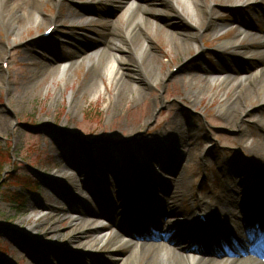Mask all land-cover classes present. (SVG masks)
<instances>
[{
	"label": "rangeland",
	"instance_id": "rangeland-1",
	"mask_svg": "<svg viewBox=\"0 0 264 264\" xmlns=\"http://www.w3.org/2000/svg\"><path fill=\"white\" fill-rule=\"evenodd\" d=\"M2 1L0 0V121L4 120L6 123L0 125V164L4 163L0 167L2 263L112 264L114 257L111 254L117 252L123 256L129 255L133 246L117 244L115 231L111 227L106 228L103 233L106 243H100L101 240H94L91 246L79 243L80 228L83 227V220L80 218H85L88 225L94 221L84 213H76L84 208L98 210L93 197L100 193V181L102 184L110 181L118 185L117 182L123 180L129 186H135L138 180L140 182V179L145 178L149 184L141 186L148 188L158 187L160 179L173 178L179 194H182L179 195L181 202L178 209L182 211V219L192 213L188 206L191 197L197 202L198 196L205 194L206 200L216 201L213 189L216 180H220L224 190L228 192L231 187L234 189L233 186L243 190L249 189L251 185L253 187V181L244 176L240 168H233L231 160L237 155L264 165V146L251 147L253 139L257 138L255 136H260L262 132L261 124L254 123V120H258L257 117H264V104L259 103L261 96L251 100L248 117L236 118L233 126H227L228 122L218 121L221 117L219 108L226 101L220 97L222 92L213 101H209L210 96L220 89V82L210 85L200 97L201 100L194 101L195 92L202 86L207 71L229 65L250 73L264 64V55H255L256 60L250 61L245 60L240 53L227 55L220 52L219 47L223 42L232 40L240 33L236 26L220 31L218 34L224 35L220 40H215L216 35L209 29L202 33V37L200 35L197 39L199 45L195 46L191 42L185 44L170 41L168 37L160 42L152 25L155 21H151L146 29L143 27L148 39L143 38L148 50L156 54L154 63L158 67V73L161 77L166 76L162 81L156 82L158 73L155 77L148 76L151 78L148 79L144 72V68H147L144 63L148 57L147 52L145 55L140 54L143 50L142 38L138 40L132 36L139 29L127 32L130 20L121 13L119 5L114 1L103 0L90 5L91 0H66L57 9L48 0H36L35 7L31 4L34 0H8L11 5L8 14H16L20 18L34 17V24L19 32V29L14 31L1 24V19L6 16ZM148 1L169 8L165 15L172 11L179 13L187 21L185 28L177 18H174L173 23L180 25L188 33L191 32V24L195 21L189 6L182 0H177V6L174 5V0ZM75 2L79 5L76 6ZM235 3L236 1H228V5H224L222 0H199V4L207 11H218L212 24L249 19L247 12L254 7L231 11L224 9L234 7ZM22 8H26V11ZM69 13L74 14L77 19L72 22L68 19ZM52 16L62 17L54 34L46 39L39 38L49 27L48 19ZM86 16H91L90 22L81 23ZM117 19L119 22L114 28L112 25ZM41 20L42 23L38 25ZM165 22V28L168 29L170 19ZM101 36L109 40L113 51L124 54L126 65L125 68L121 67L123 76L135 78L138 87L145 90L146 97L136 104L133 100L130 101L138 94L135 88L126 102H118L115 107H107V93H95V82L90 81L89 73L99 69L92 64L103 51L109 54L110 49L107 45L101 46L92 52L94 55L91 60L82 61L80 56L94 46ZM257 41L258 37H255L251 42H246L244 47L253 45L261 48L262 45H258L260 42ZM121 44L125 45L124 49ZM259 51H264V48ZM197 52L202 54L197 56ZM171 58L173 59L169 62ZM65 60L69 62L62 64ZM41 63L45 65L43 72L48 71L46 80L37 84L36 81H28L34 65L38 68ZM71 64H75L74 67L65 79H61L62 68L64 65L70 67ZM179 68L180 71L186 69L193 72L196 78L195 89L188 92L184 90L179 80L186 81L191 75H176ZM171 74L175 75L170 76ZM106 86L110 94L107 82ZM232 96V91H229L227 98ZM245 101L247 105L250 103L247 98ZM260 121L264 125V120ZM241 132L244 141L239 139ZM158 134L165 136L161 137L160 142L156 140ZM180 134L182 136L178 138ZM132 135L137 138L131 145L127 140ZM173 135H177V138L174 139ZM78 136L91 140L87 145L90 153L98 158L95 165L88 164V155L81 148ZM152 138L154 142L148 149L150 145L147 147L145 142ZM170 139L172 145L181 146L182 152L168 150ZM132 146H136L139 151V160L135 165L128 158ZM244 146L248 151L243 150ZM113 153L122 156L117 163ZM106 161H111L112 167ZM220 162L223 163L222 169L218 167ZM234 169L239 171L235 172ZM141 170L144 171V176L141 175ZM133 171L137 174L136 179L131 178ZM174 172L176 173L172 174ZM177 177L180 178L179 181H176ZM27 182L39 184V189L31 192L24 188V183ZM93 182H96V188ZM91 186L96 192L92 197L85 190ZM109 189L112 196L108 190H103L106 198L101 199L105 208H109L110 202L117 203L116 196L120 188L112 186ZM129 194L132 199L137 196H133L132 190L127 191V195ZM24 203V210H21L19 205ZM223 205L226 209L235 207L228 203ZM133 206L138 207V204L134 202ZM32 227L36 229L32 231ZM19 235L30 236L39 252ZM172 237L180 244L185 242L181 233L172 234ZM88 251L89 254H86ZM84 255L85 259L78 261ZM222 259L221 261H227L225 257ZM144 263L142 261L140 264Z\"/></svg>",
	"mask_w": 264,
	"mask_h": 264
},
{
	"label": "bare ground",
	"instance_id": "bare-ground-1",
	"mask_svg": "<svg viewBox=\"0 0 264 264\" xmlns=\"http://www.w3.org/2000/svg\"><path fill=\"white\" fill-rule=\"evenodd\" d=\"M28 1V0H27ZM54 4V6L59 9L66 0H48ZM74 1V0H70ZM103 0H91L90 5H93L92 3L97 2L100 3ZM114 1L117 5H119L121 13L126 16L128 20H130L129 24V31H133L134 29H139V32L132 33L133 37L135 39H141L143 40V43L141 45V48L143 50L140 51L141 55H145L147 52V57L148 59L144 63V65L147 66V68H144V72L148 78L153 76L155 77L158 73V67L155 65V52L148 50V47H146L145 39H148L147 33H145L143 27L146 29L147 25L150 24L151 21H155L152 23V25L155 28L156 36L157 39L162 42L164 38L168 37L170 41H175L178 43H188L191 42L193 45L198 46L199 43L197 42V39L202 37V33L205 31H208L209 29L212 30L216 36L215 40H220L224 35H219L218 33L222 31L226 26L229 24L227 22H219L216 24H212V20L215 19V16L218 15V11L215 9H212L211 11L205 9L201 4H199V0H182L184 3H186L189 6L190 14L192 18L194 19V23L191 24L190 31L187 32L183 30L180 25L173 23L174 18H177L182 21L185 25L187 24V21L185 18H183L179 13L175 12H170V14L164 13L169 9L163 4H158V3H151L148 0H110ZM228 1H236L234 4L233 8H248L251 6H254L258 4L259 0H222V4L228 5ZM261 4L263 7H258L256 11L252 14L253 16H256L258 13H261L259 10H262V14H264V0H260ZM5 5V14L6 16L1 19V24L4 27H7L8 29L12 30H18L21 31L23 28L32 26L34 24V17L33 16H27L20 18L16 14H8L11 5L9 4L8 0H3L2 1ZM174 5L177 6V0H174ZM33 7L36 5V0L31 3ZM95 4V3H94ZM77 6V4H76ZM83 6V4H82ZM231 7V6H230ZM226 7V11H230L233 8ZM25 10L24 8H22ZM26 11V10H25ZM169 11V10H168ZM40 12L38 11V15ZM251 14V13H250ZM74 14L69 13L68 19H70L72 22L74 19H77L76 17L73 16ZM92 15V14H91ZM133 17V20L131 21ZM37 18V17H36ZM35 18V19H36ZM62 17L60 16H52L48 19V23L50 24L49 26H54V30L57 27V23L60 22ZM91 16H86L84 17L83 21L81 23H87L90 22ZM167 19H170V24H169V30L166 29L165 27L167 26V22H165ZM43 20H41L38 25L42 23ZM159 24H157V22ZM113 27L115 28L117 23L119 22L118 19L114 21ZM155 23V24H154ZM85 25V24H83ZM156 25V26H155ZM204 26H206L204 29ZM151 27V26H150ZM252 27H254L252 25ZM48 28V27H47ZM133 28V29H132ZM149 28V27H148ZM255 28L261 33V36L258 37V41L260 42L258 45H262L264 48V23H261V25H255ZM188 29V28H187ZM52 31V33L54 32ZM239 32V31H238ZM141 33V34H139ZM128 34V33H127ZM257 35V32H252L249 31L245 35H243L242 30H240V33L233 38L232 40L225 41L223 42L219 49L221 53L231 55V54H236L240 53L243 54V58H247L249 60H256L255 55H264V51H259L261 48H255L253 45H249V48H245L244 45L246 42H251L255 36ZM129 36V34H128ZM142 36V37H140ZM44 39V38H43ZM205 39V38H204ZM204 39L203 42H204ZM254 42V41H253ZM110 49L109 54L106 52H102L99 57L94 61L92 64L93 67H97L99 70H92L91 73H89V76L91 75V82H95V87L94 91L95 93H98L99 91H102L103 93H107L109 96V106H114L116 103H124L126 100L129 98V95L133 91V88L137 89L136 92H138L137 96L130 99V101L135 102V104L146 97V92L142 87H138V82L136 81L135 78L131 76H127L125 78L123 76V73L121 72V67L125 68L126 65V58H124V54L122 53H117L116 51H113L111 49L112 45L109 46V40L101 36L98 40L95 41V45L92 46L89 50L87 49L84 54L80 56L82 58V61H86L88 59H92L93 55L92 52L95 51L96 49L100 48L101 46H106ZM115 46V45H114ZM117 46H115L116 48ZM121 47L124 49L125 45L121 44ZM148 50V51H147ZM199 50V49H198ZM264 58V57H263ZM262 58V59H263ZM173 58L169 60V62L172 61ZM79 60V59H78ZM145 61V60H144ZM69 61L65 60L64 63L62 64H67ZM34 63V62H33ZM77 64V63H75ZM75 64H71L70 67L67 65H64V67L61 70V79L66 78L68 75V72L71 70V68L74 67ZM36 65V64H35ZM34 65V70L30 72L28 81H32L36 84L45 81L46 73L48 72H43V68L45 65L43 63L40 64V67H35ZM162 67V65L160 66ZM37 68V69H36ZM60 71V69H59ZM171 72L169 71L168 74ZM180 76L183 73H187V76H190V78L186 81L179 80L181 83V86L184 88L186 92L195 89L196 87V81H195V76L192 71L182 69L180 71V68L178 72L175 74ZM175 74H171L170 76H173ZM206 78L202 80V86L197 88V92H195V100H199L200 97L204 94V91L210 88V85L215 84L216 82H220V89L213 93L210 96L209 101H213L217 96L221 94V98L223 100H226L223 105L220 106L219 112H221V117L218 118L219 122H228L226 125L227 126H233L234 123L236 122V118L242 119L243 117L247 116V111L251 110V100L252 99H259V95L261 96L260 102L264 104V64L257 69H255L253 72H250L246 74L244 71L239 70L238 68H234L232 66H223L220 69H214L206 72ZM158 78H156V82L162 81L165 77L162 76L161 74L158 73ZM151 79V78H148ZM149 81V80H148ZM182 81V82H181ZM98 82V83H96ZM106 82L108 83V86L110 88V94L107 91V86ZM85 87V85H84ZM112 91V94H111ZM232 91L233 96L228 99V92ZM194 94V95H195ZM184 98V97H183ZM248 99L250 103L247 105L245 99ZM201 100V99H200ZM264 108V106L262 107ZM248 117V116H247ZM258 120H254V123L261 124L260 128H262V132L260 136H255L257 138L253 139L252 141V146L251 147H257V146H264V125L261 123L260 120H264V117H257ZM239 122V121H238ZM6 124L4 120L0 121L1 124ZM246 127V125H244ZM247 130V129H246ZM176 133V132H175ZM242 135H239V139L241 141L243 140V132H241ZM248 134V133H247ZM182 135L178 138H180ZM161 137L165 138L162 134L156 137V140L158 142L161 141ZM173 138L176 139L177 135H173ZM168 140V139H166ZM154 142V139H150V143ZM172 139H170V146L168 147V150H180L181 151V146H175L172 145ZM245 147V146H244ZM195 148V147H194ZM247 147L243 148V150L248 151L246 149ZM186 151V150H183ZM182 152V151H181ZM241 154V153H240ZM108 162V161H107ZM109 164H112V162H109ZM232 167L235 168L237 167L240 172L246 177L252 179L254 181L252 191L247 189L248 191H251L254 195L253 204L252 206L258 205L256 202V197L255 194L258 196L259 200H262L264 202V165L257 164L256 161L248 160L247 158H241L238 157L237 155H234V158L231 160ZM219 169H222L223 163H219ZM83 169V168H82ZM238 169H234L235 172H238ZM250 171V173L248 171ZM180 178H176V181H179ZM143 183L147 184L148 181L145 178L140 179L139 184L142 185ZM175 181H170L168 184V188H174L175 186ZM138 183H136V186ZM220 184L217 182L214 185V191L218 189ZM177 186H175L176 188ZM166 189L165 191H162L161 188H158L159 191H152L151 193L153 196H158V199L162 202H164L165 207H170V202L169 197L171 196L169 194V189ZM250 188V187H249ZM85 190H89V188H86ZM238 197H233L230 192L225 191L224 189L222 190L221 193L216 194V203L212 202H207L204 200L202 197L200 200V210L196 209V211L200 214L204 213L206 211L207 214V219L208 216H210V219H208V225H205L203 229H198L196 228V221L190 216L186 220V222L183 224V227H188V234H202L204 230H209V224H213L214 218L217 219H226L224 221H228L229 215L228 213L223 210L221 206V202L223 201H228L229 203H235L239 205H245L249 209V216H244L241 211L235 212L234 215L238 217L237 219H232L231 221H234L233 223L236 224V233L239 235V231H241L242 227H245L246 225L243 223H246V221L252 219L254 220V223H256L259 219L260 223L262 224L264 221V216L261 217L259 216V211H256L252 214V206L250 205V198L252 194L246 195L244 194V191H240V189H234L233 190ZM142 192V191H141ZM176 191H174L173 195H175ZM141 197H143V192L140 194ZM173 197V198H174ZM248 199V202H247ZM174 203V202H173ZM175 206V205H174ZM210 208V210H208ZM257 208H254L256 210ZM210 211V212H209ZM145 212V211H144ZM151 214L152 215H157V218L163 216H168L170 215L168 212L163 214H159L158 212L162 213L161 209H153L151 208ZM262 212V211H261ZM264 212V210H263ZM83 213H90L94 218L93 221L89 225L87 223V220L85 221V218H80L83 220V227L80 228V237H78L79 243H86L88 246H91V243L94 240H101L100 243H106V240L103 238V230L104 226L101 224V215L100 213L96 212H87V210L84 209ZM121 216H125L126 218L130 217L131 215L137 217H142L144 213H138L135 209H133L132 214L127 213L124 214L122 211H119ZM146 216H147V211H146ZM103 219V217H102ZM133 227L132 229L135 230L133 231L132 229H123L122 232H120L116 236L117 244H122L125 242L129 246L133 245V250L129 251V255H121L113 253L110 256L114 257L112 264H140L142 261H145L144 264H264V261L259 260L258 258L264 256V248H253L252 246H245L243 240H238L240 244H238V249L236 250H230L227 248L225 245L226 242L223 241L221 242L220 246H224L226 249L225 251H219L217 248L213 246V244H209V246H198V247H193L191 246L193 242L199 239H193L189 238L190 240L188 241L187 245H180L172 240H169L166 243L159 242L161 241L160 238L163 236L154 234L152 233H145L143 232L140 226L136 225L134 227L133 224H131ZM36 227H32L31 230L34 231ZM247 230V229H246ZM141 231V232H140ZM264 234V232H263ZM155 235V236H154ZM252 235H248V238ZM135 239H141L145 240V242H136L133 244V240ZM203 239L207 240V237H203ZM114 252V251H112ZM235 253L236 258L230 259L228 261H221V258H218L217 256L213 255H223V253ZM210 254L212 256H209L208 259H201L198 258L199 254ZM78 258V256H77ZM76 258V259H77ZM85 255L81 256L78 258V261L84 260ZM228 259V258H227ZM223 260V259H222ZM82 262V261H80ZM34 264V263H32Z\"/></svg>",
	"mask_w": 264,
	"mask_h": 264
},
{
	"label": "trees",
	"instance_id": "trees-1",
	"mask_svg": "<svg viewBox=\"0 0 264 264\" xmlns=\"http://www.w3.org/2000/svg\"><path fill=\"white\" fill-rule=\"evenodd\" d=\"M2 165H4V163H1L0 164V167H2ZM1 168H0V172H1ZM23 184V183H22ZM25 186H27L28 188H35L34 184L32 182H27V183H24ZM1 234V233H0Z\"/></svg>",
	"mask_w": 264,
	"mask_h": 264
}]
</instances>
